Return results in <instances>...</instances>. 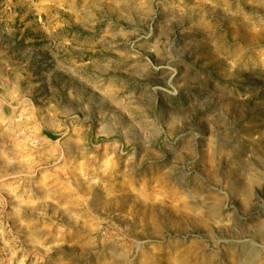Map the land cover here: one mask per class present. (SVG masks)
Wrapping results in <instances>:
<instances>
[{
	"label": "rangeland",
	"instance_id": "obj_1",
	"mask_svg": "<svg viewBox=\"0 0 264 264\" xmlns=\"http://www.w3.org/2000/svg\"><path fill=\"white\" fill-rule=\"evenodd\" d=\"M0 264H264V0H0Z\"/></svg>",
	"mask_w": 264,
	"mask_h": 264
},
{
	"label": "crops",
	"instance_id": "obj_2",
	"mask_svg": "<svg viewBox=\"0 0 264 264\" xmlns=\"http://www.w3.org/2000/svg\"><path fill=\"white\" fill-rule=\"evenodd\" d=\"M48 134H49V133H46V136H47L51 141H54V139L50 138V137L48 136ZM50 135H52V134H50ZM52 136H54V135H52ZM55 140H57V139H55Z\"/></svg>",
	"mask_w": 264,
	"mask_h": 264
},
{
	"label": "trees",
	"instance_id": "obj_3",
	"mask_svg": "<svg viewBox=\"0 0 264 264\" xmlns=\"http://www.w3.org/2000/svg\"><path fill=\"white\" fill-rule=\"evenodd\" d=\"M48 136L50 137V138H52V139H56V137H54V136H52V135H50V134H48Z\"/></svg>",
	"mask_w": 264,
	"mask_h": 264
}]
</instances>
